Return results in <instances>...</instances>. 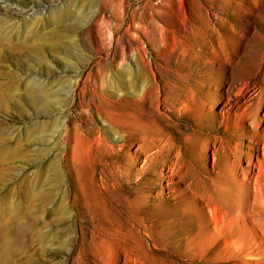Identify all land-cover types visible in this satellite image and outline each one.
I'll return each mask as SVG.
<instances>
[{"label": "rangeland", "instance_id": "374dc122", "mask_svg": "<svg viewBox=\"0 0 264 264\" xmlns=\"http://www.w3.org/2000/svg\"><path fill=\"white\" fill-rule=\"evenodd\" d=\"M251 1H201L216 31L192 41L177 27L190 0H0V264H264V120L236 112L258 96L264 110V0ZM126 126L172 144L208 204L162 194L138 234L91 220V182L134 153L118 148Z\"/></svg>", "mask_w": 264, "mask_h": 264}, {"label": "bare ground", "instance_id": "6f19581e", "mask_svg": "<svg viewBox=\"0 0 264 264\" xmlns=\"http://www.w3.org/2000/svg\"><path fill=\"white\" fill-rule=\"evenodd\" d=\"M201 1H204L212 9L219 8L226 12H233L240 7V1H248V7L246 8H250L249 5L254 4L250 0H190L191 8L188 11L184 9V18L178 22L177 27L186 30L189 39L192 41H195L196 38L202 39L206 34L211 35L212 31H216L213 28L214 25H211L209 14L204 15L201 12ZM210 17L214 18V20L220 19L214 11L210 13ZM189 57L200 59L202 55L195 53ZM165 96L159 95V93L156 95V108L160 105L166 106L171 104V96H169L170 98ZM258 97L259 99L251 107L245 108L240 106L238 111H236L237 118H244L245 115L250 126L256 131H258L259 124L261 126L264 120V110L261 108L262 97ZM142 98H146V95H143ZM199 101L201 102L198 106L197 116L207 111L205 106L208 105V100ZM180 102L185 104V100ZM259 114L262 117H259ZM129 130L130 128L127 126L124 127V130H121L123 143L119 144L118 148H121L124 144V140L128 137L126 132ZM156 134L155 132L147 134L143 130L136 140L127 138L126 140H130L131 145L134 146V153L126 152L125 155L118 158L119 163H115L112 169H109L100 176L98 183L91 182V192L93 193L89 209L91 220L102 219L126 223L130 227L129 233L138 234V228H135V224H145V222L157 220L158 215L156 210L163 197L162 194L175 198L183 206L184 211L193 210V207L196 205L195 197H199L206 205L208 204L205 192L198 193L197 187L199 186L196 183V176L189 171L182 160H179L177 155H174L173 158L172 144L167 142L162 143L158 140ZM117 155H115L114 161ZM262 157L263 160L260 161L258 167L259 173L256 175L257 179L264 169V138ZM157 170L160 171V189L156 193L143 190V186L152 188L155 185L151 175H155ZM131 175H134V184L124 186L123 182H129L132 179ZM179 183H182L183 187H180ZM209 212L214 226H218L216 223L219 221L217 218V208L209 207ZM253 220L263 230V223L255 219ZM239 242L242 244L243 239H240ZM251 258L255 259L252 260V263L257 262L258 258H256V255H252Z\"/></svg>", "mask_w": 264, "mask_h": 264}]
</instances>
